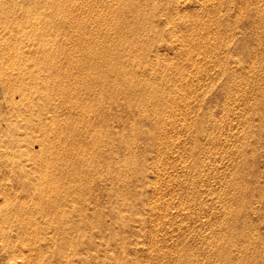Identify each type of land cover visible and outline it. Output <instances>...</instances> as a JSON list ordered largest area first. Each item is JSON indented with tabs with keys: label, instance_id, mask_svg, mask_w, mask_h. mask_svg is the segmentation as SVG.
<instances>
[{
	"label": "rangeland",
	"instance_id": "374dc122",
	"mask_svg": "<svg viewBox=\"0 0 264 264\" xmlns=\"http://www.w3.org/2000/svg\"><path fill=\"white\" fill-rule=\"evenodd\" d=\"M0 264H264V0H0Z\"/></svg>",
	"mask_w": 264,
	"mask_h": 264
},
{
	"label": "bare ground",
	"instance_id": "6f19581e",
	"mask_svg": "<svg viewBox=\"0 0 264 264\" xmlns=\"http://www.w3.org/2000/svg\"><path fill=\"white\" fill-rule=\"evenodd\" d=\"M47 5V4H46ZM69 5V4H68ZM128 5V4H127ZM40 6V5H39ZM2 8V7H1ZM66 9V8H65ZM122 11V10H121ZM37 12V11H36ZM73 13V12H72ZM32 17H33V15H32ZM84 17V16H83ZM57 18V17H56ZM36 20V19H35ZM84 22V21H83ZM82 24V23H81ZM73 26V25H72ZM74 28V27H73ZM43 29V28H42ZM39 30V29H38ZM39 33V32H38ZM41 35V34H40ZM45 35V34H44ZM43 35V36H44ZM77 35V34H76ZM39 38V37H38ZM40 40V39H39ZM61 42V41H60ZM58 43V42H57ZM46 45V44H45ZM51 45V44H50ZM44 49V48H43ZM47 50V49H46ZM54 51V50H53ZM89 51H90V48H89ZM37 59V58H36ZM42 62V61H41ZM40 64V63H39ZM41 66V65H40ZM39 66V67H40ZM58 67V66H57ZM119 70V69H118ZM36 71V70H35ZM58 74V73H57ZM90 76V75H89ZM122 77V76H121ZM92 78V77H91ZM117 78V77H116ZM32 81H34V80H32ZM43 82V81H42ZM88 82V81H87ZM110 83V82H109ZM115 86V85H114ZM45 87V86H44ZM45 89V88H44ZM130 89V88H129ZM120 92V91H119ZM114 102V101H113ZM57 136V135H56ZM55 147V146H54ZM52 149V148H51ZM54 151V150H53ZM60 152V151H59Z\"/></svg>",
	"mask_w": 264,
	"mask_h": 264
}]
</instances>
